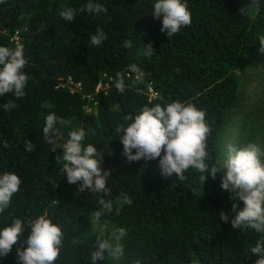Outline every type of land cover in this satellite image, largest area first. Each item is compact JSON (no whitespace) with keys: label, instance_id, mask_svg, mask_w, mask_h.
<instances>
[{"label":"trees","instance_id":"trees-1","mask_svg":"<svg viewBox=\"0 0 264 264\" xmlns=\"http://www.w3.org/2000/svg\"><path fill=\"white\" fill-rule=\"evenodd\" d=\"M87 2L0 3V46L16 48L11 35L18 30L27 60L23 71L28 76L23 97L0 96V105L9 100L16 105L9 111L0 107V174L14 172L22 181L0 214V228L15 218L25 225L23 236L7 256L0 257V264H20L17 248L21 242L27 247L29 222L38 216L62 229L55 264H91L97 239L106 238L113 225L128 230L118 264L136 260L141 264H255L259 256L251 248L264 236L252 229L242 232L220 219V211L234 215L230 194L220 187L222 173L215 179L208 176L202 188L194 168L185 172L184 182L176 175L165 178L158 158L129 162L123 154L122 133L116 129L130 122L124 120L126 115L134 117L144 106L192 103L206 113L211 128L207 138L211 159L206 162L219 166L218 138L241 98L242 74L237 70L250 67L258 39L264 36V0H257L244 14L240 9L252 0H187L192 23L171 39L161 31L162 17L152 15L155 0H94L107 9L99 14L81 11ZM66 8L75 12L71 22L60 15ZM97 28L107 39L94 46L90 38ZM125 40L132 46L125 48ZM149 43L154 52L145 56ZM67 78L80 81L83 92L73 93L60 85ZM99 80L110 83L108 91L94 92ZM117 80L123 81V93L115 86ZM148 82L158 94L151 100L146 93ZM83 93L95 95V110L85 111ZM50 113L65 122L57 124L60 135L54 138L55 144H49L42 132ZM79 128L87 133L83 144L96 146L97 158L103 155L100 166L110 171L108 194L81 193L60 172L62 164L56 158L62 155L61 146L69 132ZM26 141L35 145L33 151H25ZM121 193H127L133 203L117 213ZM101 198L113 201L112 213L101 217L103 232L90 222L101 207ZM237 202L242 208L243 202ZM97 264L117 262L106 253Z\"/></svg>","mask_w":264,"mask_h":264},{"label":"clouds","instance_id":"clouds-1","mask_svg":"<svg viewBox=\"0 0 264 264\" xmlns=\"http://www.w3.org/2000/svg\"><path fill=\"white\" fill-rule=\"evenodd\" d=\"M3 0H0L2 3ZM257 0L246 7L241 8L244 14L251 10ZM99 14L107 9L94 0H88L81 11ZM65 22H71L75 18L72 8L63 9L60 12ZM152 15L156 18L162 17L161 31L165 32L171 39L182 27L191 25V12L187 6V0H155ZM106 34L97 28L96 33L91 36L90 42L94 46L100 45ZM260 51L264 53V36L259 37ZM125 48L132 46V42L125 40ZM154 52L149 43L144 47L143 54L151 56ZM27 60L21 48H9L0 46V96L13 94L16 98L25 95V87L28 76L23 71ZM136 71V66H130ZM115 86L121 93L125 86L122 80H117ZM5 111L16 107L11 100L0 105ZM206 113L192 103L173 101L166 106L157 103L151 107L144 106L134 117L132 114L124 117L130 121L126 125H119L116 129L118 134L122 133L120 139L123 144V154L129 162L156 160L158 158L161 175L165 178L176 175L179 181L186 179L185 172L194 168L200 173L199 181L201 188L208 176L215 179L218 173H222L220 187L229 192V199L233 201L229 216L227 212L220 211L219 217L231 226L240 229H252L264 236V149L254 142H248L237 146L227 143L224 146L223 156L219 166L210 165L206 162L211 157L207 151V138L211 133L210 125L205 119ZM65 122L54 113L45 118L42 129L43 138L49 144H55V137L60 135L57 124ZM94 134V131L93 133ZM87 133L83 128L71 130L68 139L61 146L62 155L57 156V163L62 164L60 172L66 174L67 181L77 184L79 191L86 190L95 193H109L107 188V177L110 171L101 168L103 155L97 158V147L92 144H83ZM8 147L7 142L3 145ZM35 145L29 141L25 143V151L31 152ZM56 149L53 148L52 151ZM135 150V152H133ZM21 178L14 172L0 174V214L9 207L12 197L20 190ZM237 201L243 202L240 208ZM99 210L95 211L90 219L92 225H100L101 217L111 214L113 201L99 199ZM116 203L119 213L122 206L133 203L127 193H121ZM101 227V231H104ZM30 232L26 239L27 247L17 248L20 264H55L59 258L63 241V232L59 225L53 223L45 216H38L29 222ZM25 230L24 222L15 218L10 225L0 228V257L7 256L18 240L23 236ZM125 227L113 225L106 238H98L95 251L91 253V264L105 259V254L118 262L124 256V245L122 239L127 236ZM252 254H258L259 258L255 264H264V239L257 240L251 248ZM135 264H141L136 260Z\"/></svg>","mask_w":264,"mask_h":264},{"label":"rangeland","instance_id":"rangeland-1","mask_svg":"<svg viewBox=\"0 0 264 264\" xmlns=\"http://www.w3.org/2000/svg\"><path fill=\"white\" fill-rule=\"evenodd\" d=\"M253 55L251 65L245 70H237L241 73V98L238 107L232 111L219 135V159L223 156L224 146L233 143L237 146L248 142H254L264 149L262 138L264 137V53L260 50ZM135 79V80H139ZM254 111L256 115H244ZM175 175V174H173ZM95 228L102 225H94ZM105 228V227H104Z\"/></svg>","mask_w":264,"mask_h":264},{"label":"built area","instance_id":"built-area-1","mask_svg":"<svg viewBox=\"0 0 264 264\" xmlns=\"http://www.w3.org/2000/svg\"><path fill=\"white\" fill-rule=\"evenodd\" d=\"M11 40L14 42L15 47H19L23 49L22 42L20 41V35L18 33V30L14 31L11 35ZM128 75V74H127ZM140 78V75L135 76V79ZM60 85L65 86L69 89L70 92H83V87L81 85L80 81H74L71 78H67L65 80H62L60 82ZM110 83L108 81H102L99 80L95 86V93H98L99 91H108V88H110ZM148 99L151 100L152 98H156L158 96L156 90L153 88L152 84L150 82L147 83V91ZM94 94H85L83 93V97L87 99V102L83 105L85 111L90 112L92 110H95L97 101L94 100ZM93 102L92 104H89V102ZM94 104V105H93Z\"/></svg>","mask_w":264,"mask_h":264}]
</instances>
